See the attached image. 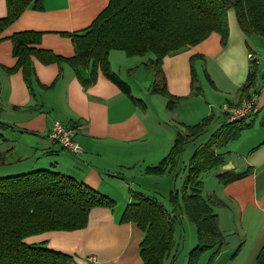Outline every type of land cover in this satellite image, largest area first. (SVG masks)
Here are the masks:
<instances>
[{
    "label": "crops",
    "instance_id": "0c3cea01",
    "mask_svg": "<svg viewBox=\"0 0 264 264\" xmlns=\"http://www.w3.org/2000/svg\"><path fill=\"white\" fill-rule=\"evenodd\" d=\"M109 2L45 0L43 10L28 7L0 35V65H15L17 58L10 37L24 30L43 32L39 47L66 58L74 56L72 38L64 32L87 28ZM6 15L7 1L0 0V18ZM228 18L230 33L226 45L222 44L220 33L212 32L202 42L163 59L168 90L179 97L198 95L190 86L191 57L202 55L196 58V67L197 63L208 66L207 73L215 85L214 91L210 93L213 100L205 103L208 94L203 93L202 98L205 100L192 105L190 109V105L185 108L180 103L170 111L164 109L162 103L160 111L156 109L152 114L149 105L136 104L102 71H99L93 84L85 86L67 61L45 64L34 57L33 86L36 92L33 93L29 91L22 70L7 74L0 68V100L12 106V119L24 128V132H28L24 135L28 137H22L25 142L19 137L17 140L12 139V163L21 164L23 158L29 159L27 155L37 157L38 161L46 158L51 169L86 183L110 196L116 203L112 208L93 207L84 228L49 230L27 236L26 242L44 243L49 248L70 253L77 264H144L141 242L145 232L136 222L121 221L126 207L132 202L130 190H134L159 200L171 216L177 217L178 242L175 251L169 255L170 264L177 262L185 227L191 228L192 224L184 213L174 208L170 194L183 185L189 161L180 170L179 163H176L163 175L148 174L146 168L159 164L169 154L178 131L185 129L183 126L177 131L175 129L176 133L171 131L169 124L177 121V116L184 120L187 113L190 117L200 118L213 115V131L218 129L226 118L223 105L237 103L243 98L240 88L249 73L250 52L259 57V64L260 56L264 61V37L256 34L248 36L241 28L235 10L229 9ZM148 54L147 67H144ZM154 58L152 52L144 56H128L119 49H113L109 54L112 69L130 85L136 98L138 90L131 76L135 74L141 79L153 75L155 78V70L150 64ZM80 71L84 78L90 74L88 68L81 67ZM262 74L263 81L258 82L252 90L259 94L260 108L257 114L248 118L253 126L244 130L237 139L216 149L223 156L225 165L209 170L215 177L214 181L206 179V182L209 181L207 192L204 173L201 175L204 194L211 198L225 235L224 247L212 264H257V255L264 244V67ZM182 108L187 110L184 114L180 113ZM24 110L25 113L16 119V112ZM55 119L78 126L77 139L83 147L82 153L64 149L49 137ZM0 123H3L1 119ZM23 144H26L25 152L28 154L19 151L21 155L17 156L15 151L18 145ZM35 165L36 161L31 164L24 162V165L14 170L26 172ZM227 170H250V173L239 180L223 184L218 174ZM179 173L180 184H172L171 179L175 181ZM180 225L183 233L180 231L178 235ZM195 232L197 234V228ZM197 242L198 234L196 239L192 232L188 249ZM237 249L239 251L234 256ZM213 253L214 250L204 253L199 264H208ZM187 256L188 253L184 256L183 264L187 263ZM164 264L169 263L165 261Z\"/></svg>",
    "mask_w": 264,
    "mask_h": 264
},
{
    "label": "trees",
    "instance_id": "16d2710c",
    "mask_svg": "<svg viewBox=\"0 0 264 264\" xmlns=\"http://www.w3.org/2000/svg\"><path fill=\"white\" fill-rule=\"evenodd\" d=\"M6 1L7 15L0 18V35L28 7L43 10L45 3V0ZM232 7L248 36L258 34L264 37V0H110L87 28L64 32L72 38L74 56L66 58L39 47L43 32L24 30L10 37L17 58L15 65H0V68L7 74L22 70L33 93L34 57L45 64L67 61L85 86L93 84L102 71L136 104H142L133 96L130 85L112 69L109 54L113 49L123 50L128 56H144L152 52L155 55L150 62L155 70L153 92L168 96L167 108L172 111L181 97L173 95L167 88L164 57L202 42L212 32L220 33L221 42L226 45L230 33L228 11ZM198 56L202 55L191 57L193 83L196 78L194 61ZM258 65L259 57L250 62L247 80L240 88L243 97L250 96L256 87ZM81 67L90 70L87 78L82 76ZM213 119L214 116L209 115L197 124L185 125L184 130L178 131L169 154L159 164L148 166L146 172L163 175L174 168L185 144L204 133ZM252 126V121L242 118L224 122L213 131L189 160L181 188L170 194L174 208L184 213L197 228L198 242L189 250L186 264H199L204 253L214 250L208 261L212 264L224 247L225 235L211 198L204 194L201 175L223 166L225 160L216 149L237 139ZM1 127L5 124L0 123ZM5 157L6 154L0 152V163H5ZM249 173L250 170H227L218 174V178L223 184H228ZM130 194L132 202L126 207L121 221L136 222L145 232L141 242L144 264H164L176 248L177 217L171 216L166 207L153 197L134 190H130ZM115 204L110 196L53 169L0 177V264H77L72 254L49 248L44 243H28L25 238L49 230L84 228L93 207L112 208ZM257 264H264V244L257 255Z\"/></svg>",
    "mask_w": 264,
    "mask_h": 264
},
{
    "label": "rangeland",
    "instance_id": "374dc122",
    "mask_svg": "<svg viewBox=\"0 0 264 264\" xmlns=\"http://www.w3.org/2000/svg\"><path fill=\"white\" fill-rule=\"evenodd\" d=\"M230 9L235 10L233 7ZM256 35H258V34H256ZM261 39H263V38H261ZM251 42L253 44H255L254 40H251ZM149 55L150 54H148L145 58L146 62H145V64H143L144 67H147L146 63L150 57ZM197 59H195V61ZM195 61H194L195 71L197 69L198 70L196 71L195 81H194V83L191 81L190 86L192 87V89H194L196 91V93L198 95L179 98V100L177 101V107H178V104L181 103L182 105H185V108H186V106L190 105V107H189V109H190L192 107V105H196V103H198L199 101L205 100V99L203 100V98H202L204 96L203 93L208 94L207 95L208 99H206L205 103L212 102V100H213L210 97V95H211L210 93H212L214 91L215 85H214V82L212 81L211 77L207 73V69H209V68L207 65L200 66V64H198V63H197V67H196ZM260 62L262 64L260 63L258 65L259 66L258 67L259 75H258V80H257L256 84H258V82L263 81V77H262L263 74L262 73H263L264 61L261 58V56H260ZM202 64H203V62H202ZM206 64H208V63H206ZM131 78H132V80H134L133 82L135 84L136 90H138L136 92V94H137L136 96L138 97V99H140L142 101V104H145L146 106L149 105L152 114H154L156 109L160 111V108L162 107L163 104H164V109H168L167 108V102L169 100L168 96L153 92V83L155 80V78H153V75L151 76V78L149 77L150 79L147 78L146 76L140 79V78L136 77L135 74H133L131 76ZM167 88H168V86H167ZM32 89H33V92H36V90L34 91L33 84H32ZM29 91H30V89H29ZM185 108H182L180 113L184 114L187 111V110H185ZM23 113H25V110H24V112H16V119H19L23 115ZM12 116H14L12 114V106L8 105L7 103H3L0 100V119L5 124V127L0 128V131H1L0 152H4L6 154V157L4 159L5 163H0V177L9 176V175H13V174H20V173L25 172V171H15L14 170L19 165H21V164L24 165V162H25V164H27V163L31 164L32 161H34V162L36 161V165H35L36 167H33V169H29L26 172L38 170V169H51V165L48 163V160L46 158H41L38 161V160H36L37 157L32 156V155H27L28 152L27 151L25 152V150L27 149L25 147L26 144L18 145V150H16L15 152H16L17 156H19V155H21L19 153V151H22L23 154H25L29 157V159L23 158L24 162L21 160V162H22L21 164L12 163V139L17 140L18 137L19 138L28 137V136H24V135H27L28 132H24L25 131L24 128L21 125H19L18 123H16V121H14L12 119ZM203 116H201V118L200 117H190V114L187 113V117H186V115H184V118H185L184 120L180 119L177 116V118H176L177 121H171L169 124V127H170L171 131H174L176 133L178 128L181 129L183 126L185 127V125H194V124L202 121ZM198 118H200V119H198ZM225 120H226V118H225ZM182 121H184L185 123ZM175 129H176V131H175ZM213 130H214V125H211L208 127V129L204 133L193 138L192 140L188 141L185 144L183 150L180 152V154L177 156V159H176V163H179V167H178L179 170L182 168V166L184 164L188 163V161L192 158L196 148L200 144H202L206 139L209 138V136ZM22 140L25 142V140L23 138H22ZM23 170H25V169H23ZM203 173H204L203 176H204L205 185H206L205 192H207V189L209 187V181L206 182V179H212L214 181L215 176H213L212 172H210L209 170H207ZM180 177L181 176L179 173L177 175V177H175L176 178L175 181L173 180V178L171 179V183L175 184V185H177V184L179 185L180 184ZM215 183H217L216 179H215ZM161 193L165 194L162 190H161ZM189 223L192 224V226H191V228L185 227V236L182 237L181 244H180L181 247L178 251L177 258H176L177 262L175 264H183L182 261L184 259V256L188 253V250H189L188 249V247H189L188 242H189V238L192 236V232H193V238L197 239V234L195 232L196 226L191 221ZM180 231H182V233H183V227L181 225L179 226L178 235L180 234ZM178 238H179V236H178ZM177 242L178 241L176 240V243ZM165 261H168V263L170 264L171 258L168 256L164 260V262Z\"/></svg>",
    "mask_w": 264,
    "mask_h": 264
},
{
    "label": "built area",
    "instance_id": "2783aa9c",
    "mask_svg": "<svg viewBox=\"0 0 264 264\" xmlns=\"http://www.w3.org/2000/svg\"><path fill=\"white\" fill-rule=\"evenodd\" d=\"M249 58L250 61L258 60V56L252 53L249 54ZM258 101L259 94L253 92L250 96L243 97L237 103H225L222 107L226 114L225 122L254 116L260 109ZM77 134L78 126L66 124L60 119H55L49 132V137L64 149L80 154L83 152V147L77 139Z\"/></svg>",
    "mask_w": 264,
    "mask_h": 264
}]
</instances>
